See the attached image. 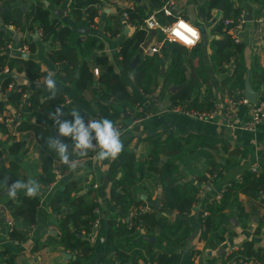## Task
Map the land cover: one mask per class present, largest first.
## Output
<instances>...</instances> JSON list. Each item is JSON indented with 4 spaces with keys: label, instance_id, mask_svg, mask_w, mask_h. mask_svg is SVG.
I'll return each mask as SVG.
<instances>
[{
    "label": "crops",
    "instance_id": "crops-1",
    "mask_svg": "<svg viewBox=\"0 0 264 264\" xmlns=\"http://www.w3.org/2000/svg\"><path fill=\"white\" fill-rule=\"evenodd\" d=\"M35 0H15L12 6H19L24 12L28 11L31 2ZM100 7L98 16L95 18V27H91L87 19V13H83V17L77 20L70 16L69 6L71 0H65L60 5H55L50 0H42L45 7L51 10L52 19L59 18L63 25H68L72 28L73 34L69 38L67 46L77 48L79 58L86 61L93 71L94 78L91 87L85 93L88 104L80 101L75 94V82L66 83L60 76V65L53 63L48 54L54 48H59L60 44L53 41H43L40 34L37 32H20L18 31L19 39L15 40V35L10 32L13 37L14 48L19 45L20 41L33 42L36 45L35 51L28 53L26 57L34 59L40 64L42 71L55 73L57 89L59 92L65 93L72 102L86 109L88 119L100 118L95 110L94 102L98 99L103 85L98 81L99 73H95V69H102L95 64V57L107 56L110 64L115 71L121 76L125 85L128 87L132 95L138 100L141 105H145L150 112V117L142 123L135 124L133 115H128L127 112L117 102H112V107L123 113L116 125L122 132L121 139L123 141V149H126L137 155L139 161H144L149 157L154 150L153 143L149 139L156 135L161 136L163 140L169 137L176 138L182 143V152L179 154L176 151L165 152L161 150L160 158L163 161L173 162L183 176V181H192L202 190L200 193V201L196 209L192 212L180 213L175 210L164 208L162 206V195L164 194V184L158 179V176L146 171L144 178L140 182L141 188L138 191V199L145 202V211H157L158 218H165L168 221L183 219L190 226L191 234L196 233L192 240H188L179 249H172L162 246L158 243L156 237L142 229L140 238L145 240L142 246L135 250L134 257H138L139 264H158L156 259L148 260L149 254L146 248L151 244L153 252H176L179 255L178 264H189L192 251L200 249V253L195 258L194 264H209L210 259H214L216 264H220L231 252L242 248L245 241H252L255 249L264 255V199L253 200L246 195H239L238 203L244 208V214L240 215L238 206L233 205L224 211L222 218L223 226L228 229V233L222 240H217L214 248H206L205 244L198 241V236L201 231L199 221L200 210L209 202L217 198V195L225 188L233 179L239 178L244 170L256 166L264 157V125H258L254 129H244L243 125L249 121V108L243 106L240 109L239 116L235 122V128H227L226 120L223 116H217L211 121L199 120L183 112H174L169 99L170 93H176L182 88L172 91V88L179 85H173L171 88H164L163 79L164 73L168 67V58L159 54L163 59V64L159 68L158 79L162 83L152 93L157 100H151L149 96L144 94L142 89L135 81V65L130 68H124L121 64L120 50L124 41L132 37L139 29L136 26L142 24H133L130 19L123 17L124 10L131 8L136 4L143 3L147 9V15L155 13L160 20L161 8H153L151 0H98ZM164 4L173 1L174 15H182L185 19L196 25L202 35V56L205 63V69L209 76L208 84H200V87L195 93L199 95V101H205L206 97L222 100L225 93L223 80L228 75V72L233 69V64L225 63V72L216 70L212 62L213 48L211 47L212 40L222 39L224 32L215 31L216 19L222 16L223 2L219 8L213 9V20H205L200 15V3L204 0H164ZM236 5L243 7V19L236 29V36L245 45V60L249 72L246 73V84L249 83L252 88L259 91L252 83L253 73L250 67L254 64L257 68L264 70V22L259 20V17L264 14L262 9L253 0H232ZM251 8L252 20H246L248 8ZM159 15V16H158ZM165 15V14H164ZM166 16V15H165ZM145 17V18H146ZM162 17V15H161ZM144 18V20H145ZM167 18V17H165ZM163 20V17H162ZM165 21L161 23H167ZM237 25V24H236ZM227 33L232 36L231 28L225 26ZM116 32H115V31ZM155 31V33H152ZM147 32V40L151 39L147 46L152 44V41L158 40L160 31L151 30ZM233 37V36H232ZM96 39V46L90 47V41ZM26 39V40H25ZM144 43V44H145ZM144 44L138 49L134 59L140 55L142 59L145 55L143 51ZM164 47V46H163ZM193 48V47H192ZM142 52L140 53V50ZM191 49V48H189ZM15 52V49L12 50ZM159 52V51H158ZM161 53V52H160ZM133 59V60H134ZM132 60V62H133ZM132 64V63H131ZM188 77L191 72L188 70ZM6 72L0 73V85ZM80 70L76 69V77H79ZM18 83L28 85L30 91L39 88L37 85L44 84L42 78L37 83L29 82L25 74L16 75ZM246 88V85H245ZM244 88V93H245ZM44 89V88H41ZM96 89V90H95ZM44 91H48L44 89ZM97 91V92H96ZM95 93V95L93 94ZM163 96L161 101L159 99ZM0 98L3 95L0 91ZM5 115L10 116L8 122H12L18 113L15 109H8ZM2 117V116H1ZM22 118V116H21ZM26 120L31 119L33 122L48 128V124L42 123L40 119L25 115ZM20 119V117H18ZM87 119V121H88ZM9 122V123H10ZM13 123V122H12ZM8 125L11 134H5L0 131V166L9 165L11 162L18 166L17 177L19 180L27 181L29 178L36 179L43 172V163L46 158H50L53 154L48 149L42 147L34 132H18L13 134V124ZM59 138L58 131H56ZM197 135L201 136L206 143L200 145V140ZM11 136H15L22 143L23 151L18 154L10 153L12 143ZM193 136V140L189 138ZM62 141V137H60ZM188 139V140H187ZM70 148V146H69ZM202 152V153H201ZM95 152L89 151L87 156H80V159L75 163V169L66 170L60 178L57 177V166L59 162L54 156L49 161V167L54 172L56 180L50 184L47 189H41V203L38 208L37 221L30 225L23 217L15 219L11 211L13 208L3 210L0 205V217L3 219L0 222V264H69L71 260L80 258V254L72 252L60 243L59 223L64 213L70 211L68 203H62L57 209H53L52 204L55 198L63 191L66 185L71 181L80 180L82 189L78 195H84L87 201H97L99 204L98 217L101 219L100 226L97 230H92L90 233L83 234V237L91 241V253L88 257L82 259V264H114V256L112 252L107 250L106 239L108 235L107 221L110 217L117 213V210L112 205L111 190L120 191L118 178L122 176V171L118 172L117 178H112L110 175V165L112 161H104L102 164L94 160ZM54 155L56 153L54 152ZM195 156V157H193ZM215 161L221 163L222 172L219 176H215L211 180L213 183L200 182L197 180L199 174H207L209 162ZM59 164V165H60ZM4 179H0V197L7 196V184ZM94 185H98L95 189ZM207 191V192H206ZM25 196L23 191H19L15 198L18 204L22 197ZM264 197V196H261ZM158 203V206L155 204ZM13 221L19 230H28V237L24 241H14L8 235V222ZM14 225V224H13ZM110 227V225H109ZM154 237V241L148 240L147 237ZM119 262V261H118Z\"/></svg>",
    "mask_w": 264,
    "mask_h": 264
},
{
    "label": "trees",
    "instance_id": "trees-1",
    "mask_svg": "<svg viewBox=\"0 0 264 264\" xmlns=\"http://www.w3.org/2000/svg\"><path fill=\"white\" fill-rule=\"evenodd\" d=\"M55 5L62 4L65 0H50ZM141 1V0H140ZM262 9H264V0H253ZM15 0H0V9L2 23H0V71L1 74L9 69L6 76L3 78L0 85L1 94L5 98H0V131L5 134L9 132L8 118L5 111L15 109L18 113L12 116L15 119L13 126V134L20 132L31 131L34 132L39 144L48 149L53 155L46 158L43 163V172L39 174L36 180L39 182L41 189H47L50 184L56 180L54 172L49 167V161L54 157L60 162L59 156L54 155V151L49 148L46 141L49 137L57 138L56 131H58L55 123L49 118L50 113H54L57 108H60L64 116L62 119L72 121L73 117L70 112L73 109L80 111L87 123V111L85 108L76 104L65 105L67 95L57 91L53 98L49 91L37 88L30 91L28 85L18 83L16 75L25 74L31 83H37L44 78L47 73L42 71L41 66L34 59L24 57V54L8 48V45L13 41L12 35L8 31V26H14L20 32H37L40 33V38L43 41H53L59 43V48L52 49L48 56L53 63L60 65L62 79L66 83L75 82V94L78 99L86 104L89 103L85 96L89 87L94 86V74L89 64L79 58L77 48L67 46L70 36L74 33L72 28L68 25H63L59 18L52 19L51 10L45 7L42 0H35L31 2L28 11L24 12L19 6H12ZM153 8H161L160 20L161 22L175 21L182 15L175 14L172 16H165L163 12L164 0H151ZM223 2V12L220 18H217L215 23V31L224 32L222 39L212 40L211 47L213 48L212 62L216 70L225 72V63L233 64V69L228 72V75L223 80V87L225 92L232 93L237 89L244 90L246 85V73L249 72L245 60V45L242 42H236L225 29V19L233 20L232 25H236L241 18L243 7L236 5L232 0H204L200 3V15L205 20H213V9L219 8ZM98 0H71L69 6L70 16L77 20L83 17V13H87L89 24L95 22L98 16L99 7ZM127 13L128 19L133 24L143 23L147 15V9L143 3L136 4L131 8L124 10ZM163 20H162V17ZM159 16V15H158ZM167 17V18H165ZM115 31V30H114ZM116 32V31H115ZM164 35L158 34V40H162ZM26 40V39H25ZM147 40V32L145 29H139L132 36L127 38L121 46L120 56L121 64L124 68H130L132 60L134 59L138 49ZM96 39L90 41V47L96 46ZM164 46V47H163ZM159 52L152 55H145L139 59L135 65V81L142 89L144 94H152L160 84L163 83L164 88H171L173 85H180L186 82V85L178 92L170 93L169 99L171 101L170 108L176 106L187 105L189 109H208L213 108L215 99L206 97L205 101H199L196 90L200 84H208L209 76L205 69V63L202 56V43H198L195 47L189 49L179 43L164 42ZM27 47V52L32 53L36 49L33 42L20 41L17 48ZM161 52V53H160ZM165 55L169 62L168 67L164 73V79L161 83L158 79L159 68L163 64L162 57L159 54ZM95 64L102 69L99 72L98 81L103 85V89L98 99L94 102V107L100 119L107 118L118 124L119 118L123 113L112 107V102H117L121 105L128 115L133 117L141 115L138 110L139 102L132 95L128 87L125 85L121 76L115 71L110 64L107 56H96ZM79 68V77H76V69ZM98 68V67H97ZM253 73L252 83L259 91L264 87V70L257 68V65L250 67ZM191 72L188 77L187 71ZM14 87L11 89L10 85ZM96 90V89H95ZM258 91V92H259ZM97 92V91H96ZM26 94V96H24ZM95 95V93H93ZM163 96L159 99H161ZM28 115L30 117L38 118L42 123L48 124V128L33 122L31 119L26 120L23 117ZM22 116V118H21ZM10 153L18 154L23 151L22 143L11 136ZM200 140V145L203 146L204 139L197 135ZM193 136L189 140H193ZM64 141L69 144L70 160L76 163L80 156L73 151L74 142L71 138H64ZM153 143V153L145 158L144 161H139L137 155L123 149L118 159L112 161L110 165V175L112 178H117L118 172L122 171V176L118 178V185L120 191L111 190V200L113 207L117 213L110 217V227L106 239L107 250L113 253L114 264H139L138 257L135 250L143 245L145 240L140 238V231L152 233L158 243L162 246L172 249H179L186 244L190 238L191 229L187 221L183 219L168 221L167 219L158 218L157 211H145V202L138 199V191L141 188L140 182L145 176L146 171L153 172L158 176V179L164 184V194L162 195V206L180 213L192 212L196 209L200 201L201 188L192 181H183L182 175L178 167L170 161H163L160 158L161 150L165 152L176 151L179 154L182 152V143L180 140L169 137L163 140L161 136H152L149 138ZM188 140V139H187ZM202 153V152H201ZM0 153V158H1ZM54 156V157H53ZM195 157V156H193ZM58 163L57 170L64 173L69 170V166ZM207 174H199L197 180L200 182L213 183L212 176H219L222 172L221 163L215 161L209 162ZM257 172H253L251 168L243 171L239 178L233 179L225 186L220 200L214 199L209 202L204 208L207 215L199 214V221L201 224V231L198 236V241L205 244L206 248H214L217 240L225 238L229 232L223 226L222 218L224 211L233 205L238 206L239 214H244V208L238 203L239 195L243 194L253 200H263L264 197V157L260 160ZM18 166L11 162L9 165L0 166V179H7V185H11L16 180ZM80 180L69 182L63 191L55 198L52 207L57 209L62 203L70 205V211L64 213L59 223L60 243L72 252L80 254V258L73 259L69 264H82V259L86 258L91 253V241L83 237V234L90 233L93 230V222L97 218L95 209H99L97 201H87L84 195H78L80 191ZM41 203V197L28 198L26 195L22 197L17 204L15 199L0 197V205L3 210L13 208L12 216L17 219L23 217L30 225L37 221L38 208ZM132 214L130 217L129 215ZM0 217V222H2ZM8 235L14 241H24L28 237V230H19L14 225L9 228ZM154 246L147 245L149 259L158 261V264H178L179 255L174 252H153ZM200 253V249L192 251L189 264L195 263L196 256ZM241 259H248L257 261L259 264H264V255L255 249L252 241H245L242 248H239L223 260L220 264H232ZM119 261V262H118ZM209 264H216L214 259H210Z\"/></svg>",
    "mask_w": 264,
    "mask_h": 264
},
{
    "label": "built area",
    "instance_id": "built-area-1",
    "mask_svg": "<svg viewBox=\"0 0 264 264\" xmlns=\"http://www.w3.org/2000/svg\"><path fill=\"white\" fill-rule=\"evenodd\" d=\"M96 6L100 7V4H97ZM163 12L166 16H172L174 15L173 10V1H169L163 5ZM243 15L241 14V18L239 19V22L237 25H232L233 20L225 19L224 23L226 27L233 31V38L236 42H240V40L236 36V29L239 27V24L241 23L243 19ZM123 17L125 19L128 18V15L126 12L123 13ZM259 20L264 22V14L259 17ZM91 27H95V22L91 24ZM138 29H145L146 31L150 32L151 30L160 31L164 37L162 40L159 41H152V44L147 46V48L144 49L143 54L144 55H152L156 52H158L161 47L164 45V42H174L179 43L185 47L192 48L195 47L198 43H200L202 35L199 30V28L192 24L190 21L185 19L184 17H178L173 22H167V23H161L158 20V17L155 13H150L144 20V22L138 26H136ZM8 31L11 32L13 35L18 34V31L14 26H8ZM195 30L197 33V37H193L191 35L192 31ZM40 34V33H38ZM14 41H11L8 45V48L15 49L16 51H19L23 54L28 50L27 47L24 48H14ZM9 71L8 68H6L5 72L7 73ZM95 73H99V69H95ZM14 87L13 84L10 85V88L12 89ZM258 98L257 102L253 103L250 101L244 91L242 89H237L233 91L232 93L225 92L223 95L222 100H215L213 104L212 109H208L207 107H204L203 109H189L187 105L185 106H176L173 107L172 110L174 112H183L186 113L196 119L199 120H205V121H211L215 119L217 116H223L226 120V126L227 128H235V122L236 119L239 116L240 109L243 106H247L249 108V121L245 122L243 125L244 129H254V127H257L258 125H264V87L260 89L258 92ZM26 96V94H24ZM150 97L151 100L156 101L157 98L153 94L147 95ZM3 98H5V95L3 94ZM72 100L67 97L65 101V105H70ZM139 112L141 115L134 116L133 122L135 124L142 123L145 120H147L150 117V112L147 110L145 105H139L137 106ZM1 119V114H0ZM10 122V121H9ZM12 122L15 124V119L12 120ZM10 122V123H12ZM251 170L253 172L258 171L257 166H252ZM57 177L60 178V176L63 174L60 170H57ZM215 176H212V179ZM94 188L97 189L98 185H94ZM224 189L221 190V192L217 195L216 200H220L222 198V193ZM99 209H95V213L98 214ZM200 213H202L204 216L207 215V212L205 209H201ZM132 214L129 215V217ZM101 219L98 217L93 222V229L97 230L100 226ZM14 222L11 220L8 222V228H11L13 226ZM9 230V229H8ZM232 264H259L257 261L248 260V259H241L238 262H233Z\"/></svg>",
    "mask_w": 264,
    "mask_h": 264
},
{
    "label": "clouds",
    "instance_id": "clouds-1",
    "mask_svg": "<svg viewBox=\"0 0 264 264\" xmlns=\"http://www.w3.org/2000/svg\"><path fill=\"white\" fill-rule=\"evenodd\" d=\"M191 35L197 37L196 31L193 30ZM54 76L55 73L48 71L43 79L45 87L53 98L58 91ZM70 115L73 117L72 121L62 119L64 113L60 108H57L54 113L49 114V118L54 121L59 137L71 138L74 142L73 151L76 155L87 156L89 151L95 152L94 160L99 164L106 160L115 161L118 159L124 145L121 139L122 132L113 121L107 118L88 119L86 123L84 116L77 109H73ZM46 144L59 156L61 163L69 166L72 170L75 169V163L70 160L67 144L63 143L61 139L53 137H49ZM4 183L7 184V179ZM19 191H23L28 198L32 199L41 194V186L34 178H29L27 181L16 180L7 186V195L12 199L16 198Z\"/></svg>",
    "mask_w": 264,
    "mask_h": 264
},
{
    "label": "water",
    "instance_id": "water-1",
    "mask_svg": "<svg viewBox=\"0 0 264 264\" xmlns=\"http://www.w3.org/2000/svg\"><path fill=\"white\" fill-rule=\"evenodd\" d=\"M1 11H2V9H0V23H2ZM251 14H252V12H251V8L249 7L248 10H247V13H246V20H247V21L252 20V15H251ZM152 33H155V31H153ZM18 39H19V36H18V34H16V35H15V40L18 41ZM150 41H151V39H149V41H148L147 43L144 44L143 48L146 47ZM142 50H143V49L140 50V53L142 52ZM26 56H27V54H24V57H26ZM139 58H140V55H137L136 58L133 60V62H132V64H131L132 67H133L134 64L139 60ZM0 73H1V71H0ZM37 86H38L39 88L47 89V88L45 87L44 84H39V85H37ZM183 86H184V85L175 86V87L172 88V91L175 92L176 90L182 88ZM258 94H259L258 91L254 90V89L252 88V86H251L249 83L246 84L245 95H246V97H247L250 101H252L253 103L257 102ZM59 139H60V137H59ZM62 142L65 143V144H67V145L69 146V144L66 143L65 141H62ZM206 192H207V191H206ZM155 206H158V203H156ZM109 225H110V221H107V230L109 229ZM195 236H196V233H193V234L190 236L189 240L194 239ZM147 238H148V240H151V241H154V240H155L154 237L152 238V236H149V237H147Z\"/></svg>",
    "mask_w": 264,
    "mask_h": 264
}]
</instances>
